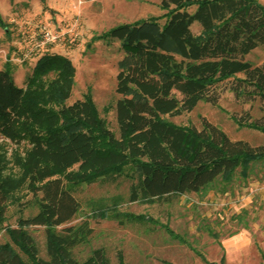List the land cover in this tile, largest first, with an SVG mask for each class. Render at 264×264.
I'll return each instance as SVG.
<instances>
[{
    "label": "trees",
    "instance_id": "obj_1",
    "mask_svg": "<svg viewBox=\"0 0 264 264\" xmlns=\"http://www.w3.org/2000/svg\"><path fill=\"white\" fill-rule=\"evenodd\" d=\"M159 3L164 7L160 12L120 19L95 33L104 40L116 37L122 48L115 72L117 132L100 113L89 87L66 100L74 73L66 52H40L23 83L14 79L8 56L0 65V134L27 141L23 150H13L19 166L15 172L3 170L7 156L0 139V220L22 185L31 189L24 202L36 204L19 212L15 222L4 223L10 237L0 239V264H110L103 242L85 248L80 258L69 252L68 246L82 243L93 228L87 216L72 219L80 207L74 188L82 181L121 174L129 177L127 197L169 199L226 181L237 166L243 173L257 162L264 166V141L230 136L206 116L197 125L164 114L191 107L199 97L217 101L225 83L237 99L250 101L232 112L237 123L264 129V112L251 109L256 98L264 106V64L245 55L254 44H264V2ZM193 18L200 23L197 29L191 26ZM117 211L105 204L94 206L90 214ZM118 215L121 221L144 217L132 209ZM30 223L43 225L45 253L38 251ZM114 249L123 264L120 246Z\"/></svg>",
    "mask_w": 264,
    "mask_h": 264
},
{
    "label": "rangeland",
    "instance_id": "obj_2",
    "mask_svg": "<svg viewBox=\"0 0 264 264\" xmlns=\"http://www.w3.org/2000/svg\"><path fill=\"white\" fill-rule=\"evenodd\" d=\"M163 9L159 0H0V65L8 56L14 79L23 83L40 52H66L74 63L73 81L66 100L81 95L89 87L100 113L117 132L115 72L116 58L122 48L116 37L104 40L95 33L117 20ZM43 23L61 28L58 40L20 56L22 48L38 36ZM199 25L197 18L191 20L194 29ZM245 55L253 60L264 56L262 43L251 46ZM258 104L256 98L251 104L252 111L264 112V106ZM248 105L249 100L237 99L224 83L217 101L199 97L191 107L164 114L197 125H201L202 116H206L220 124L230 136L264 141V129L237 123L232 116V112H239ZM0 139L4 140L7 156L3 170L18 171L19 166L12 159L13 150H23L27 141L16 142L2 134ZM128 183L129 177L120 174L113 179L82 181L74 188L80 207L72 219L87 216L93 225L87 238L79 243L84 251L94 243L103 242L109 252H115L114 247L131 241L148 245L147 264H171L167 259L176 264H217L215 260L221 253L222 264H264L263 164H253L246 173L237 166L226 181L218 179L199 189L178 192L169 199L129 198ZM16 193L19 197L7 201L0 220V239L10 237L4 226L6 221L15 222L19 212L27 213L36 208V204L24 202V198L31 195V189L22 185ZM105 204L119 211L90 214L94 206ZM122 209L142 212L144 217H125L121 221L119 216L122 215L118 214ZM166 225L179 231L183 238L171 233ZM28 227L35 236L38 251L45 253L43 225L30 223Z\"/></svg>",
    "mask_w": 264,
    "mask_h": 264
},
{
    "label": "crops",
    "instance_id": "obj_3",
    "mask_svg": "<svg viewBox=\"0 0 264 264\" xmlns=\"http://www.w3.org/2000/svg\"><path fill=\"white\" fill-rule=\"evenodd\" d=\"M264 2V0H262ZM263 49L264 44L262 43ZM246 54V52H245ZM256 61H261L264 64V56H259ZM122 251L123 264H147L148 260V245L144 242H123L120 246ZM69 252L73 257L80 258L84 255V249L81 248L78 242H73L68 246ZM110 264H120L119 258L115 252L110 251Z\"/></svg>",
    "mask_w": 264,
    "mask_h": 264
},
{
    "label": "built area",
    "instance_id": "obj_4",
    "mask_svg": "<svg viewBox=\"0 0 264 264\" xmlns=\"http://www.w3.org/2000/svg\"><path fill=\"white\" fill-rule=\"evenodd\" d=\"M61 28L51 26L50 24L43 23L39 27L38 36L31 44L26 45L22 48L20 56L32 52L35 48L40 45L46 44L47 42H55L60 37Z\"/></svg>",
    "mask_w": 264,
    "mask_h": 264
}]
</instances>
